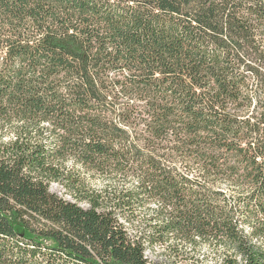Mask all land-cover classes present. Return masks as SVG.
Listing matches in <instances>:
<instances>
[{
	"label": "trees",
	"instance_id": "obj_1",
	"mask_svg": "<svg viewBox=\"0 0 264 264\" xmlns=\"http://www.w3.org/2000/svg\"><path fill=\"white\" fill-rule=\"evenodd\" d=\"M0 264H264V0H0Z\"/></svg>",
	"mask_w": 264,
	"mask_h": 264
},
{
	"label": "rangeland",
	"instance_id": "obj_2",
	"mask_svg": "<svg viewBox=\"0 0 264 264\" xmlns=\"http://www.w3.org/2000/svg\"><path fill=\"white\" fill-rule=\"evenodd\" d=\"M93 184L95 185H98V182H96L95 180H92ZM50 189L54 192H56L57 194L63 196L64 198L68 199L69 196H68V190L63 187L62 185L60 184H57V183H53L50 185Z\"/></svg>",
	"mask_w": 264,
	"mask_h": 264
}]
</instances>
